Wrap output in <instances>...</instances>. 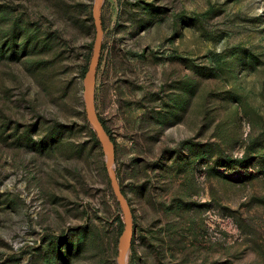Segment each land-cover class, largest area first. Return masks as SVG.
<instances>
[{
    "label": "rangeland",
    "instance_id": "374dc122",
    "mask_svg": "<svg viewBox=\"0 0 264 264\" xmlns=\"http://www.w3.org/2000/svg\"><path fill=\"white\" fill-rule=\"evenodd\" d=\"M94 1L0 0V264H118L83 101ZM102 20L127 264H264V0H103Z\"/></svg>",
    "mask_w": 264,
    "mask_h": 264
},
{
    "label": "water",
    "instance_id": "95a60500",
    "mask_svg": "<svg viewBox=\"0 0 264 264\" xmlns=\"http://www.w3.org/2000/svg\"><path fill=\"white\" fill-rule=\"evenodd\" d=\"M102 2L103 0H95L93 7V17L94 24L96 27V36L93 45V52L90 59L89 67L84 78V91H83V101L85 104V110L87 118L91 123L96 135L107 150L108 160H107V173L110 179V184L115 197L119 203L122 210V219L124 223V230L121 236V241L119 245V252L117 257L118 264H127V253L130 247L133 234H134V223H133V210L131 205L124 195L117 171L114 167L115 163V145L113 140L110 138L107 130L103 126L93 103V92L97 81V73L100 64V59L102 55V44H103V34L104 26L102 20Z\"/></svg>",
    "mask_w": 264,
    "mask_h": 264
},
{
    "label": "trees",
    "instance_id": "16d2710c",
    "mask_svg": "<svg viewBox=\"0 0 264 264\" xmlns=\"http://www.w3.org/2000/svg\"><path fill=\"white\" fill-rule=\"evenodd\" d=\"M103 26H104V24H103ZM100 64H101V59H100ZM100 64H99V66H100ZM88 67H89V64H88ZM92 133H93V136H94L95 140L97 142H99L98 137H97L96 132L94 131V129H92ZM111 139L114 141V139L112 137H111ZM122 191H123L124 195L126 196V193L124 192L123 189H122ZM133 216H134V214H133ZM118 220H119V229H118V231L120 232L123 229V221H122L121 217H119ZM117 236H118V232H117Z\"/></svg>",
    "mask_w": 264,
    "mask_h": 264
}]
</instances>
